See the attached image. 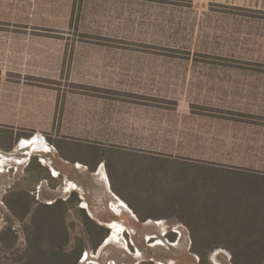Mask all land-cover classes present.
<instances>
[{
    "label": "rangeland",
    "instance_id": "374dc122",
    "mask_svg": "<svg viewBox=\"0 0 264 264\" xmlns=\"http://www.w3.org/2000/svg\"><path fill=\"white\" fill-rule=\"evenodd\" d=\"M63 1L60 0L56 4H60ZM70 2L72 4L71 17L63 21L58 16L54 23L72 27L70 32L67 33L68 37L65 39L72 44L83 42L100 45L114 42L115 40L121 42L160 43L162 46H166L161 48V51H165L167 56L176 58L195 57L197 59L214 57L215 59H222L217 62L234 59L242 63H248L249 65L246 64V66L251 68L254 65H261L258 67H263L260 70L264 72V15L255 17L253 16L254 14H250L251 12L263 13L264 0H70ZM84 2L88 5L86 9L80 7ZM77 6L80 8L76 10ZM60 9L62 8L60 7ZM238 9L239 11L244 10L250 13L246 16L237 17L234 14L236 12H233V10ZM149 22L162 25L153 27ZM239 34H245V37L243 36L244 41L239 42L240 44L235 40H231L237 38ZM259 34L260 36L255 41L254 36ZM226 38L230 43L222 42ZM88 50L92 51L91 49ZM102 52V55L99 54L97 56L91 54L90 62H88L92 65L94 63L98 65V69H101V71L98 70L97 73L100 75L104 72L102 69L107 67L114 68L113 60L111 61L109 56L106 55L107 50ZM110 52H113L112 49ZM190 67L192 68L190 80L196 78V76L198 78L200 74H204L202 72L204 69H212L209 64H198L195 67L200 69L197 70L191 64L188 65V62L184 65L176 64L171 67L174 71H167V74H170L168 78L174 80L169 79V81H166L167 84L169 83L172 86L183 84L182 80L187 77L185 69ZM244 68H246L245 65ZM222 70L232 74L251 73V71H238L224 66H222ZM218 74L223 73L220 72ZM112 75L114 74L104 73L101 75V80H77L75 81L76 84L68 79L27 82L40 88L39 92L41 97L44 96V104L35 115L27 119L23 117V124H25V121L29 122L32 119L30 126L33 129L18 128L16 136L13 135L11 138V133L5 127L0 126V141L5 143L0 142V160L2 161L0 165V234L7 225H12L18 235L16 248L22 249L26 245L23 222L12 213L6 204L10 192L29 191L35 201L45 204H51L57 200L77 202L74 197L76 192L79 200L78 207L84 208L90 218L104 226L109 232L102 245L94 251L91 248V242L87 241L83 219L74 215L72 221L78 224L74 235L84 238L87 247L80 260L81 264H140L148 260L153 261L154 264L160 262L164 264H200V258L191 252L192 238L189 229L179 221L177 213L170 214L168 212V207L170 206L167 201L164 202L161 199L156 202V199H154L153 203H157L156 206L145 207L143 201L144 198H147L146 194L145 197L142 196L140 198L124 191L120 186V189L133 202L132 205L137 213L139 212L148 217L166 215L168 218L159 220L163 222L162 225H159L156 223L158 222L156 219H152L151 223H148L150 220L142 221L135 214L133 217L127 211L117 215L111 210L112 193L109 190L107 191L100 181V177L83 166L71 164V162L64 160L60 156L57 146H61V143L65 142L64 135H66V130L60 127L48 128V115L50 116L51 114L52 100H56L57 103L55 127L60 125L59 121L62 116L64 98L67 97L69 92L78 94L82 91L98 98L103 96L102 99L105 101L117 100L119 103L117 108H119L125 121L121 120L122 122L117 123L121 127L117 126L118 129L116 131L122 135H144L143 139L148 142L146 144H137V146L140 150H146L154 157H158L157 159H192L191 157L195 156L194 150L197 149L200 157L207 159L214 157L209 162L233 167L242 166L249 170H264V145L256 146L257 153L252 152L250 154V157H255V160L240 159L242 155L238 151V122L240 119L253 120L254 118L252 119L246 114L237 112L229 113V111L241 108L237 93L230 96L222 92L200 93L197 91L196 93V91L193 92L192 90H180L177 91V94L180 93L179 96L167 97L166 100L148 97H114V94L110 92L104 93L106 91L101 89L117 88L118 90H129L128 88L134 87L137 82H129L120 78V76L114 82ZM189 83L190 81L188 80ZM232 91L234 90L230 92ZM90 100L91 97L87 98L86 102L71 100V103L75 105L79 102L81 106L86 105L87 110L89 108L92 110L94 101ZM139 100L152 105L165 104L167 111L165 113H157L155 111L140 112L137 118H141V120L135 119V123L139 121V124L137 123V126L129 124L125 119L126 107L124 106L133 103V101L139 102ZM128 106L131 107L130 105ZM176 106H179L180 114H176ZM195 106L198 107L196 113H198L199 117H210L212 119L211 124L207 121H202L197 123L198 126L195 127L203 131L204 136L209 135L218 141H221V138H225L230 141L228 144H220L221 142L212 145L206 143V145L198 146L183 144L184 141L191 140L190 126L192 127V123L190 121L191 114L188 111L190 107L191 110L196 109ZM104 107L103 103L102 107L97 108L99 111L96 114L100 113V116L114 117V112H109V109ZM190 113L194 112L191 111ZM130 115H133V113L128 114V116ZM240 115L241 117L243 115V118ZM220 117L223 119H220ZM181 120H183V123H181ZM177 123L184 125L182 132H185V128L188 130L187 133H183L182 137H180L178 130L174 133ZM105 124L114 126V122ZM177 128L179 129V126ZM112 132H114V128ZM175 134L176 137L174 136ZM35 136H41L45 143V148H35L31 145L23 147V142H31L36 139ZM133 139L136 140V138ZM138 139L143 140L140 137ZM8 140H10L9 143H7ZM177 140H182V144H175ZM252 148L254 150L255 147ZM60 150L64 151L63 148ZM81 151L73 149L68 156L71 155L78 159L81 155H76V153ZM199 151L205 154H200ZM223 156L227 159H222ZM34 161L40 164L42 169L33 171ZM113 164L111 163L110 166L114 167ZM105 167L108 171L107 164H105ZM111 167L110 169H112ZM107 173L109 175V171ZM46 175H49L51 179H44ZM84 203L88 204L89 209L84 207ZM110 223L122 225L126 229V234L121 240L114 241L115 243L110 242L105 246L112 233L109 228ZM171 234H175L174 240L170 239L169 235ZM13 249L6 251L5 253L7 254L3 253V262L11 260ZM87 255L88 259L86 258ZM206 262L207 264H233L231 253L221 248L211 250Z\"/></svg>",
    "mask_w": 264,
    "mask_h": 264
},
{
    "label": "crops",
    "instance_id": "0c3cea01",
    "mask_svg": "<svg viewBox=\"0 0 264 264\" xmlns=\"http://www.w3.org/2000/svg\"><path fill=\"white\" fill-rule=\"evenodd\" d=\"M56 2H60V0H0V126L5 127L6 130L11 133V138L13 135L16 136L18 128L33 129V127L30 126L32 119L29 122L25 121V124H23V117L27 119L35 115L44 104V96L41 97L39 92L40 88L35 84H29L27 82L68 79L76 84L75 81L77 80H101V75L104 73H111L114 74L112 75L114 82L118 80V76L129 82H137L134 87H129V90H118L117 88L101 89L100 86H98L99 89L106 91L104 93L110 92L114 94V97L116 96L118 98L148 97L166 100L167 97L179 96L180 93L177 94V91L180 90H192L193 92L196 91V93L197 91L200 93L210 91L222 92L230 96L237 93L241 108L229 111V113L237 112L239 114H246L252 119L254 118L253 120L240 119L238 122V151L240 155H242L240 159L252 160L255 158H251L250 154H252V152L257 153L256 146L264 145V72L260 70L263 69V67H258L261 65H254L251 68L250 66H246V64L249 65L248 63H242L239 60L226 59L223 60L224 62H217L222 59H215L214 57L207 59H197L195 57L176 58L167 56L165 51H161V48H165L166 46H162L160 43H143L135 41L121 42L115 40L114 42H107L106 44L100 45L92 43L86 44L83 42H75L72 44L70 41L65 40L68 37L67 33L70 32V28L72 27L70 25L65 26L63 24L54 23L58 16H60L63 21L71 17L72 4L70 0H64L60 4H56ZM86 6L88 5L84 2L80 7L86 9ZM60 7L62 9H60ZM80 7L77 6L76 10ZM233 12H236L234 14H236L237 17L246 16L250 13L244 10L239 11V9L233 10ZM263 13L254 12L250 14H254L253 16L256 17L257 15H264ZM150 25L155 27L161 26L162 24L150 23ZM243 36L245 37V34H239L237 38L231 40H235L239 43L244 41ZM258 36H260V34L254 36L255 41ZM222 42L230 43L227 38L223 39ZM111 49L113 52H110ZM105 50H107L106 55L109 56L111 61L113 60L114 68L107 67L102 69L104 72L100 75L97 73L98 70L101 71V69H98V65L96 63L92 65L88 62H90L91 54H94V56L99 54L102 55V51ZM186 62H188V65L191 64L194 66L195 70L200 69L195 67L198 64H209L212 66V69H204V71H202L204 74L198 76L200 79L198 81L197 76L190 80L192 68H186L185 72L187 77L182 80L183 84H176L174 86L169 85V83L167 84L166 81L170 79L168 78L170 74L168 75L167 71L172 72L174 71L173 68H171L173 65H184ZM244 65L246 68H244ZM222 66L231 67L233 70L238 71H251V73L232 74L230 72H223V70L221 71ZM218 71L223 74H218L220 73ZM210 72L213 73L210 74ZM170 80H172V78ZM188 80L190 81L189 84ZM231 90L234 91L230 92ZM90 97V101H94V108L92 110L90 108L87 110L86 105L81 106L79 102L75 105L71 103V100L86 102V99ZM102 97L103 96H99L98 98L97 96L92 94L89 95L82 91L78 94H71L69 92L67 97L64 98L62 116L58 127H55L57 103L56 100H52L51 114L50 116L48 115V128L60 127L66 130V135L64 136L67 138L64 137L65 142L61 143L65 152V146L70 145H73L74 149L76 146L82 148L84 145H121L140 149L137 144H146V142H148L143 139L144 135H122L117 132V126H120L117 125V123L124 120L119 108H117V104L119 103L117 100L112 99L105 101ZM103 103L105 106L104 108L109 109V112H114V117L110 118L107 115L100 116V113L96 114L99 111L97 108L102 107ZM128 105L124 106L126 107L125 119L127 123L135 124L136 126L139 124V121L135 123V119L141 120V118H137L140 112L155 111L157 113H165L167 111V106H165V104L152 105L145 101L141 102L140 100L139 102L133 101V103ZM195 107L196 109L194 110H191L190 107L188 111V113L191 114L190 121L192 123V127L190 126L191 140L184 141L183 144L192 146L206 145V143L212 145L220 142V144H228L230 141H227L225 138H221V141H218L211 138L209 135L204 136L203 131L195 127L198 126L197 123L202 121H207L211 124L212 120L210 117H199L197 115L198 113H196L198 107ZM179 109V106H176V114H180ZM191 111L194 113H190ZM131 112L133 115L128 116ZM195 116L197 117L195 118ZM241 118H243V115ZM220 119L223 118L220 117ZM181 121V123H183V120ZM109 122H114V126L105 124ZM181 123L176 124L174 131V133H176L178 130L180 134H177H179L180 137L183 136V133H187L188 131L185 128V132H182L184 125ZM178 126L180 130L177 128ZM113 128L114 132H112ZM174 136L176 137V134ZM139 137L143 140H139ZM133 138H136V140ZM10 140H8L7 143H9ZM175 144H182V140H177ZM252 147H255L254 150ZM194 152L195 156L191 157L192 159L205 161L214 159V157L212 159L200 157L197 149H195ZM78 153H76V155H78ZM199 153L205 154L200 151ZM73 159L76 158L73 157ZM222 159L227 158L223 156ZM98 160L99 163L92 173L98 175L102 166L109 180V189H107L101 179H99L107 191L109 190L112 193L114 169L111 170V180L107 173L108 171L105 169L106 159L104 157H99ZM111 162L114 163V156L111 158ZM71 164L83 166L89 170L88 166L79 162ZM253 170L264 173V170ZM112 194L114 196L116 195L114 192ZM116 197L118 196L116 195Z\"/></svg>",
    "mask_w": 264,
    "mask_h": 264
},
{
    "label": "trees",
    "instance_id": "16d2710c",
    "mask_svg": "<svg viewBox=\"0 0 264 264\" xmlns=\"http://www.w3.org/2000/svg\"><path fill=\"white\" fill-rule=\"evenodd\" d=\"M65 147L66 152L60 150L62 144L57 146L60 156L71 163L88 166L91 173L99 157H104L110 178L114 156L112 190L140 220L159 221L168 217L137 213L120 186L140 198L146 194L145 207L156 206L154 199L167 201L168 212L177 213L179 221L189 229L191 252L200 258V264H207L209 252L220 248L231 253L233 264H264L263 172L205 160H161L146 150L121 145L76 146L75 149L82 150L78 153L81 156L73 159L68 155L74 146ZM33 167V171L42 169L35 161ZM45 178L51 179L49 175ZM74 197L77 202L57 200L45 204L35 201L29 191L10 192L6 204L23 222L26 245L16 248L17 232L12 225H7L0 234V264H81L87 247L84 238L74 235L78 227L72 221L74 215L83 219L87 241L91 242L92 250H97L107 238L108 229L78 207L76 192ZM169 237L174 240L175 234ZM11 249V260L3 262V253ZM140 264L154 262L148 260Z\"/></svg>",
    "mask_w": 264,
    "mask_h": 264
},
{
    "label": "bare ground",
    "instance_id": "6f19581e",
    "mask_svg": "<svg viewBox=\"0 0 264 264\" xmlns=\"http://www.w3.org/2000/svg\"><path fill=\"white\" fill-rule=\"evenodd\" d=\"M36 137V136H35ZM27 141V140H26ZM23 147H25L26 145L29 146H34L35 148H45V143L43 142L41 136H37L36 139H34L31 142H23L22 143ZM2 161L0 160V165ZM45 162V161H44ZM5 163V162H4ZM56 172V171H55ZM98 176L100 177L101 181L104 183L105 187L107 189H109V180L108 177L105 173L104 168L101 166L100 171L98 172ZM75 190V189H74ZM111 190V189H110ZM69 191V190H68ZM71 191V190H70ZM104 193V192H103ZM113 193V192H112ZM113 197V201L111 203V210L117 214V215H121L124 211H127L128 213H130L133 217L135 216L134 213H132L131 209L127 206V204L125 202H123L122 200H120L118 197H116V195L114 196L112 194ZM108 200V199H107ZM84 207L89 209V206L87 203H84ZM148 223H151V220L148 221ZM159 225H162V221H158L156 222ZM109 228L112 230L111 236L108 238L107 243L105 244V246H107L110 242H116L121 240V238L123 237V234H126V229L117 223H110L109 224ZM165 226V225H164ZM153 228V227H152ZM164 235V234H163ZM159 239V238H158ZM114 242V243H115ZM114 246V245H113ZM86 258L88 259V255L86 256ZM86 259V260H87ZM159 264H164L162 262H160Z\"/></svg>",
    "mask_w": 264,
    "mask_h": 264
},
{
    "label": "flooded vegetation",
    "instance_id": "af4514ba",
    "mask_svg": "<svg viewBox=\"0 0 264 264\" xmlns=\"http://www.w3.org/2000/svg\"><path fill=\"white\" fill-rule=\"evenodd\" d=\"M109 227H110V226H109ZM122 236H124V234H123ZM157 264H159V263H157Z\"/></svg>",
    "mask_w": 264,
    "mask_h": 264
},
{
    "label": "built area",
    "instance_id": "2783aa9c",
    "mask_svg": "<svg viewBox=\"0 0 264 264\" xmlns=\"http://www.w3.org/2000/svg\"><path fill=\"white\" fill-rule=\"evenodd\" d=\"M5 170V169H4ZM56 177H58V176H56Z\"/></svg>",
    "mask_w": 264,
    "mask_h": 264
}]
</instances>
